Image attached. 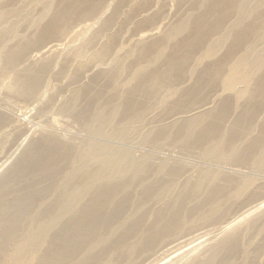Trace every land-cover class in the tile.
I'll use <instances>...</instances> for the list:
<instances>
[{"label":"bare ground","instance_id":"obj_1","mask_svg":"<svg viewBox=\"0 0 264 264\" xmlns=\"http://www.w3.org/2000/svg\"><path fill=\"white\" fill-rule=\"evenodd\" d=\"M101 1L70 0L66 5L65 14L79 9L91 11ZM196 8L200 10L199 16H196L194 20L186 17L175 23L165 37L164 44L170 45L175 36L186 33L180 43L182 49L176 51L172 48L173 51L164 59L161 57L162 50H159L157 59L159 58L160 66L166 72V76H158V79L162 78V80L153 79L147 65L140 64L133 73L137 83L130 87L128 92L121 91L124 86L123 83L119 84L120 78L126 68L119 65L112 72L115 85L112 93L119 99L118 104L109 109L104 108L102 104H97L95 111H93L95 106L88 104L82 110L75 111L80 101L87 103L86 97L90 90L82 88L58 109L59 114L74 112L78 119L82 120V131L88 135L85 141H82L85 138L79 142H76L74 137V139L63 138L61 127L56 123L58 120L57 118L54 120L53 116V118L50 117L56 122H52L49 128L41 125V120L39 126L35 128L28 127L29 125L23 127L22 134L20 133L21 136L18 138L20 143H16L15 147L19 145V148L23 145L32 132L40 131L42 135L38 133V138L29 141L27 147H24L25 151L21 153L22 155L20 154V158L17 157L18 161L15 160L16 163L10 166L8 172L0 176V199H7L5 205H0V237L1 234H7L5 238L0 239V264H116L119 254L123 251L125 256L131 259L140 248L150 246L158 235L170 232L187 221L195 222L197 218L205 223L200 226L187 227L186 232L158 248L143 264H233V259L240 248L239 253H242L247 264H254V260L248 255L246 244L243 245L244 237L241 234L264 221V195L260 197L256 195L252 199L249 197L251 201H246L233 211L219 209L225 199L226 191L234 190L231 195L239 196L253 185V182L248 181V177L238 180L233 187L227 189L217 184L214 175L201 174L187 196L168 203L157 214L151 225L144 232H139L142 223L140 217L131 219L128 223L126 221L132 216L131 208H135L134 197L130 198V190L141 164L128 150L112 148L107 144L111 138L124 139L130 131L110 130L109 125L113 119L120 117L123 111L131 118L129 120L135 118L137 114L138 102L134 97L127 98L123 95L130 93V96H137L144 91L145 87L150 90L149 94L153 95L154 90L150 87L151 81L160 85L176 83L185 75V67L193 50L191 48L200 47L212 32L214 34L219 30H225L221 38L216 40L217 42L214 41L207 46L208 55L214 54L231 36L235 39L234 46L246 45L247 49L242 53V62H247L248 67L246 69L239 67L242 62L234 65L233 81L240 80L248 85L253 74L261 71L264 65L262 56H258L252 62L248 60L256 52L257 45L262 40L264 43L263 11L255 13L257 7L249 5L247 0H201L199 4H196ZM235 15L239 21L228 27L229 20ZM245 18L250 20L244 23ZM7 19V15L3 14L0 6V24L6 22ZM14 32L12 28L0 32V71H3V75L13 73L18 79L23 74V71L17 69V63L22 54L14 53L12 49L14 44L10 46L8 44ZM248 38L250 39L249 44L245 43L249 41ZM176 45L179 46V41ZM59 47V44L48 45L43 48L45 50L40 51L41 55L45 56ZM164 48L166 49L167 45ZM147 49L148 47L142 56L147 54ZM83 53L84 49H81L77 54L81 56ZM30 57L27 55L25 62L29 60V64L35 63L30 60ZM41 58L43 60V57ZM50 67L44 64L36 72L21 80L20 89L23 93L25 91L29 94L31 101L41 103L43 95H46L42 87ZM258 84L259 89L264 93V73L260 76ZM230 85L231 83L228 87ZM196 90L197 88L192 86L188 91L196 93ZM98 94L94 97H98ZM240 95L243 97L244 93ZM252 96L251 92V98ZM235 101L236 104L232 106L237 108L238 100L235 98ZM260 102L259 99H254L237 116L234 124L242 125L248 131L257 127L262 132L251 141L252 144L246 148L249 151L245 150L244 153L259 159L263 164L264 120L254 122L261 105ZM44 108L42 114L49 112L50 109L53 110L51 103ZM228 109H231V101L226 98L219 107V116L226 114ZM211 116L218 117L216 110L196 111L194 115L186 118L188 119L186 126L193 134L194 140H192L202 148L205 158L212 164H222L225 162V155H235L242 138L233 130L227 131L226 127L216 126L211 131L207 121V117ZM7 117H3L0 113V133L9 126L15 128ZM170 129H175L176 134L185 132L184 127L178 128V125L168 126L161 130ZM239 134L243 136V133ZM98 139L102 141H97ZM12 152L14 154V151ZM5 159L0 158V169L8 161ZM240 171L238 170L239 173ZM169 187L168 179L159 178L146 189L149 190V194L156 195L163 190L166 192ZM196 195L204 196L207 203L187 209V202ZM45 200L49 204L40 205L39 202L43 203ZM207 210L219 215L216 217L210 215ZM119 221L120 224L127 226L125 227L126 236L118 239L124 240L130 237L126 247L121 249L119 246L123 240L120 244H113L110 241V236H112L110 233H114L113 227ZM105 228H109L108 232H104ZM181 229L184 230V228ZM115 250L118 252L113 254ZM111 254L113 258L110 257Z\"/></svg>","mask_w":264,"mask_h":264},{"label":"rangeland","instance_id":"obj_2","mask_svg":"<svg viewBox=\"0 0 264 264\" xmlns=\"http://www.w3.org/2000/svg\"><path fill=\"white\" fill-rule=\"evenodd\" d=\"M199 1L201 0H102L91 11L79 9L65 14L66 5L70 0H0L3 14L8 18L6 22L0 24V32L11 30V28L15 30L8 44L9 46L14 44L12 48L14 53L22 54L17 63V69L23 71L18 79L13 73L3 75V71H0V113L3 117L8 115L7 118L15 125V128L9 126L0 133V158L7 157L9 161H6L5 166L3 165L0 169V176L8 172L15 160L18 161L29 141L38 138L39 134L42 135L40 131L32 132L21 145L22 147L18 148L19 145L15 147L20 143L18 138L25 126L35 128L39 126L41 120V125L49 128L52 122H56L52 119L54 117V120L55 118L58 120L56 123L61 127L63 138H75L76 142L85 138L82 140L85 141L88 135L82 131V120L78 119L74 112L59 114L58 109L82 88L90 90L86 97L87 103L80 101L75 111L82 110L88 104L95 106L93 111L96 110L97 104H102L106 109L118 104L119 99L112 93L115 89L112 72L117 66L123 65L126 68L120 78L119 84L123 83L124 86L121 91H127L137 83L133 74L137 65L146 64L153 79H158L159 75L166 76V72L160 66L159 58L157 59L159 50H162L161 57L164 59L174 49L176 51L182 49L180 43L186 33L175 36L170 45L164 44L165 37L175 23L186 17L194 20L196 16H199L200 10L196 8ZM247 3L252 4L254 8L257 7L255 13L264 12V0H247ZM248 19L245 18L244 23L250 20ZM236 21H239L237 15L232 16L228 27L236 24ZM224 31L219 30L214 34L212 32L200 47L191 48L193 50L185 67V75L176 83L160 85L151 81L153 95L149 94L150 90H147V87L137 96L125 93L123 97H134L138 102L136 117L129 120L131 118L123 111L120 117L113 119L109 125L110 130L130 131L124 139L111 138L108 142L106 141L107 144L112 148L128 150L141 164L130 190V198L134 197L135 208H131L132 216L126 221L128 223L131 219L140 217L142 223L139 232H144L168 203L187 196L193 184L203 173H209V176L214 175L217 184L227 189L245 177H248L249 182H253V185L239 196L231 195L234 190L226 191L225 199L219 208L221 211H233L246 201L255 198L256 195L257 197L264 195V163L261 164L259 159L244 153L245 150L249 151L246 148L262 132L257 127L248 131L244 126L234 124L237 116L254 99L261 101L254 122L264 120V93L259 89L258 84L260 76L264 73V65L259 73L253 74L248 85L240 80L233 81V66L242 62V53L247 49L246 45L234 46L235 39L231 36L214 54L206 53L207 46L218 41ZM178 41L179 46L176 45ZM248 42L250 39L245 43ZM52 44H59V49L42 56L40 51ZM147 47V54L142 56ZM81 49H84V53L79 56L77 53ZM37 54L43 57V60ZM27 55L31 56L30 60L35 63L29 64V60L25 62ZM258 56L264 59L263 40L257 45L256 52L248 61L252 62ZM44 64L51 66L42 87L46 95H43L41 103L39 101L36 103L31 101L28 93L24 90V93L22 92L19 85L24 77L36 72ZM239 67L246 69L248 64L242 62ZM229 83L231 85L228 87ZM192 86L197 88L196 93L188 91ZM97 93H99L98 97L95 98L94 95ZM240 93H244L243 97ZM226 98L231 101V109L219 116V107ZM235 98L238 100L237 108L232 106L236 104ZM50 103L53 110L50 109L49 112L42 114L44 107ZM206 109L216 110L218 115V117L211 116L214 119L207 117L211 131L216 126L226 127L227 131L233 130L242 138L235 155H225V162L222 164H212L205 158L202 148L193 141V134L186 126L188 121L186 118L194 115L196 111ZM177 125L178 128L184 127L185 132L176 134L175 129L161 130ZM239 133H243V136ZM99 140L102 141L101 139L97 141ZM14 148H18L16 153ZM237 169L239 171L241 169L240 172L243 174ZM159 178L168 179L170 187L166 192L163 190L156 195L149 194L146 188ZM6 203V198L0 199V205ZM39 203L43 206L49 204L47 200ZM206 203L204 196L196 195L187 202L186 207L192 209ZM207 212L215 217L219 215L214 211L207 210ZM199 219L192 223L191 220L187 221L170 232L158 235L150 246L140 248L131 259H128L123 251L119 254L116 264H143L158 248L186 232L187 227L205 223ZM120 221L113 227L114 233H110L112 234L110 241L113 244H120L123 239L118 238L126 236L127 225L120 224ZM108 229L105 228L104 232H108ZM6 235L1 234L0 239L5 238ZM241 236L244 237L243 245L246 244L248 255L254 260V264H264V221L249 228ZM129 238L128 236L122 241L120 249L126 247ZM117 252L118 250H115L113 254ZM239 252L233 259V264H247L246 259ZM110 257L113 258L112 254Z\"/></svg>","mask_w":264,"mask_h":264}]
</instances>
